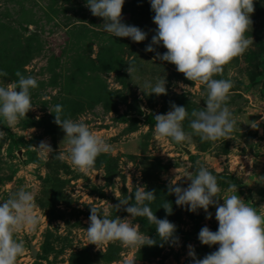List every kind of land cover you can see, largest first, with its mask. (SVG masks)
Returning <instances> with one entry per match:
<instances>
[{
    "label": "rangeland",
    "instance_id": "374dc122",
    "mask_svg": "<svg viewBox=\"0 0 264 264\" xmlns=\"http://www.w3.org/2000/svg\"><path fill=\"white\" fill-rule=\"evenodd\" d=\"M153 16L148 0H125L123 21L148 33L136 43L104 32L102 18L91 14L85 0H0V70L8 74L0 80H16L17 70L38 80V87L31 90L36 107L26 118L10 128L0 117V129L8 133L0 141V200L24 188L34 193L40 217L34 231L16 234L25 245L16 264H191L188 245L203 258L211 247L193 236L203 226L217 230L215 207L208 209L211 218L202 209L189 212L176 205L168 187L173 178L187 187L186 173L201 166L217 177L219 203L235 184L237 194L264 214V0H254L246 34L253 44L215 77L234 82L227 103L235 130L214 142L201 141L193 133L190 142L181 143L190 149L189 155L170 139L157 137L156 122L149 118L166 113L172 103L185 106L191 118L194 109L206 107V86L188 81L174 65L145 51L156 27ZM154 48L166 51L163 46ZM128 64L136 71L129 74ZM161 76L166 78L167 94H150L145 82L155 83ZM57 104L62 105L63 118L85 122L112 146L87 174L55 153L40 159L34 148L43 140L54 152H67L65 134L55 123ZM183 128L192 132L188 118ZM142 185L155 190L150 206L157 218L166 217L176 225L178 243L161 246L155 225L145 217L134 222L157 240L153 246L90 243L85 232L90 207L103 212L107 203L118 204ZM165 201L171 204L170 215L163 208ZM108 211L110 218L128 215L123 207Z\"/></svg>",
    "mask_w": 264,
    "mask_h": 264
},
{
    "label": "clouds",
    "instance_id": "9594fccd",
    "mask_svg": "<svg viewBox=\"0 0 264 264\" xmlns=\"http://www.w3.org/2000/svg\"><path fill=\"white\" fill-rule=\"evenodd\" d=\"M124 3L125 0H85L91 14L102 18L104 32L113 38L142 42L148 33L123 21ZM148 3L156 27L145 51L155 52L154 59L174 65L188 81L205 85L207 92L206 107L194 109L191 118L185 106L175 103L166 113L155 114V135L178 144L190 142L193 133L199 135L201 141L214 142L229 137L236 127L227 103L234 82L215 77L223 72L226 64L242 56L253 44L252 38L246 34L252 25L254 0H148ZM154 46H163L166 51L156 52ZM127 71L131 74L136 67L128 64ZM7 75L0 70V78ZM15 76L17 79L10 82L0 80V117L10 128L36 107L31 90L38 87L34 76H26L19 70ZM145 87L150 89V94H167L164 76L155 83L146 81ZM55 113V123L67 140V152H54L50 143L42 140L34 147L39 158L47 160L55 153L56 158L68 160L80 172L89 173L94 169L97 157L111 152L112 146L85 122L63 118L62 105H55ZM186 118L191 133L183 128ZM256 127L257 122H254ZM7 135L0 129V141H4ZM186 178L190 181L187 187L177 183L181 179L173 178L169 183V194L175 195L176 205L186 206L189 212L202 209L206 218H211L208 209L213 206L218 222L217 230L203 226L198 233L201 245L218 247L203 258H197L194 246L188 245L191 264H264V214L237 194L235 184L229 185L227 191L231 194L222 199V204L219 203L221 198L217 194L221 188L216 175L207 167L187 172ZM155 199V190H147V186L142 185L135 187L133 196L119 200L118 204L107 203L103 212L90 207L89 224L85 230L88 240L94 245L120 241L139 249L153 246L157 240L142 232L140 224L134 222L137 217H145L155 225L161 246L163 243L177 244L176 225L166 217L157 218L150 206ZM122 207L127 216L110 218L109 208L119 210ZM37 208L34 193L24 188L0 200V264H16L17 258L24 255V242L16 234L36 229L40 220ZM163 208L171 214L169 202L165 201Z\"/></svg>",
    "mask_w": 264,
    "mask_h": 264
},
{
    "label": "water",
    "instance_id": "95a60500",
    "mask_svg": "<svg viewBox=\"0 0 264 264\" xmlns=\"http://www.w3.org/2000/svg\"><path fill=\"white\" fill-rule=\"evenodd\" d=\"M261 69H262V78L264 79V62H262V64H261ZM146 118V112L144 111V115H143V119H145ZM172 143L174 144V145H176L177 147H179V149L183 152V154L184 155H189V154H191V151H190V149H188L187 147H185V146H183L181 143H175L174 141H172ZM199 233V232H198ZM198 233H196L194 236H193V238L194 239H196V240H198ZM218 247V245H212L211 246V250L212 251H215L216 250V248Z\"/></svg>",
    "mask_w": 264,
    "mask_h": 264
},
{
    "label": "trees",
    "instance_id": "16d2710c",
    "mask_svg": "<svg viewBox=\"0 0 264 264\" xmlns=\"http://www.w3.org/2000/svg\"><path fill=\"white\" fill-rule=\"evenodd\" d=\"M149 120H150V121H154V122H155V120H154L153 118H149Z\"/></svg>",
    "mask_w": 264,
    "mask_h": 264
}]
</instances>
